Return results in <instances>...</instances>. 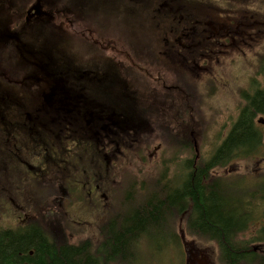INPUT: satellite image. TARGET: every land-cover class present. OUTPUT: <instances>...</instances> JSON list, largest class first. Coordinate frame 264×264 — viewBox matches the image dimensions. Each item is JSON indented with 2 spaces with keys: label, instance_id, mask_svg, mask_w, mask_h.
<instances>
[{
  "label": "flooded vegetation",
  "instance_id": "obj_1",
  "mask_svg": "<svg viewBox=\"0 0 264 264\" xmlns=\"http://www.w3.org/2000/svg\"><path fill=\"white\" fill-rule=\"evenodd\" d=\"M56 2L36 0L33 7L17 12L27 17L30 26L25 35H21L24 30L21 28L16 38L12 35L7 38L14 40L13 47L19 52L28 53H20L25 63L17 57L9 58L7 54L0 59L5 78L10 76L11 80L16 78L14 66H20V63L31 66L35 73L29 80L32 82L29 87L37 84L39 90L35 92L44 99V105L33 109H12L4 101L3 109H0V198L3 199L0 208L4 211L2 220L9 221L0 224V233L17 234L26 229H38L41 224L49 231L47 219L53 216L63 221V226L57 223L61 231L54 229V232L69 247H78L79 242L90 238L83 234L88 227L95 228L90 239L99 242L103 228L113 223L108 222L107 210L112 211L117 206L119 172L115 169L116 162L120 154L128 159L130 150L131 156L134 151L141 153L142 147L151 151V145L146 141L141 143L140 137H147L148 126L153 122L147 119V112L157 109L153 105L145 106L143 122H136L133 116L121 112L134 107L120 108L115 99L123 97L124 91L128 92L130 88L147 91L144 80L155 77H159L163 93L172 91L175 82L185 86L184 82H190L197 90V81L201 78L200 85L209 86L211 95H217L219 91L229 98L230 95L221 90L226 87L221 72L234 65L249 66L248 70L251 67L253 72L246 75L244 85L229 91L235 97L237 95L231 109H238L239 114L234 122L229 116L230 120L225 124L228 132L222 134L218 149L211 151V158L222 153L234 133L243 135L238 144L234 143L239 148L233 146L223 153L222 158L228 162L257 163L255 170L250 164L246 166L248 174L245 175L251 176L253 182L250 185L236 182L245 175L233 170L224 177L229 182L222 180L223 183L218 185L225 192L228 199L225 204L229 210L238 211L242 219H255L257 211L264 210V192L250 189L264 182V0H161L160 8L164 10L149 12L153 23L151 33L140 38L125 28L124 20L120 19L122 13L107 18V22H115L113 25H106V22L100 26L98 16L86 13L82 8L80 22L89 23L88 26L96 23L93 27L97 32L84 27L82 40L67 47L65 53L68 57L64 58L55 57L56 52L51 56L53 49L46 51L44 43L31 32L34 17H47L50 28L53 27L51 18L59 16L63 18L62 30H68L64 20L68 15L59 10ZM45 5L50 9L45 11ZM42 33L41 38L46 39L49 32L42 30ZM63 39L72 43L71 37ZM101 39L107 41L102 43ZM68 41L64 44L67 45ZM130 54L141 55V61H135ZM53 66L58 68L53 69ZM184 68L193 73L185 77L182 74ZM236 84L237 79H234L230 85ZM20 101L21 96H18L16 102ZM208 109L216 108L210 106ZM245 130L250 134L247 135ZM189 142L195 151L190 176L193 171L196 174L198 165L195 164L200 156L196 151L197 144L192 139ZM154 151L150 154L152 158L156 156ZM209 175L214 177L217 171L211 170ZM180 181L181 178L177 180V190L185 182ZM42 183H48V189L42 187ZM139 203L136 200L129 206L123 204L122 212L130 214ZM187 206L194 208L191 201ZM87 213L93 216L92 221L83 220ZM190 222L191 218L180 214L181 227ZM259 222L258 225L263 226L264 218ZM166 223L167 219H164L163 224ZM262 226L258 231L264 229ZM243 233L245 230L238 228L235 239L240 240ZM185 234L187 236V232ZM138 237L146 239V231L139 233ZM170 237L176 239L178 234L175 236L172 232ZM180 239L182 241L181 235ZM259 252L264 253V250ZM17 254L23 256L21 252ZM28 255L32 256L33 251Z\"/></svg>",
  "mask_w": 264,
  "mask_h": 264
},
{
  "label": "rangeland",
  "instance_id": "obj_2",
  "mask_svg": "<svg viewBox=\"0 0 264 264\" xmlns=\"http://www.w3.org/2000/svg\"><path fill=\"white\" fill-rule=\"evenodd\" d=\"M160 1L161 0H57L56 3L60 6L59 10L67 14L69 17V20L68 17L67 19H64L66 22L65 27L68 30H62L63 26H61V22L63 18L59 16L51 18V25L53 27L50 28V22L47 17H34L32 19L33 26L31 32L40 42L44 43L46 51L53 49L51 56L56 52L57 54H55V57L64 58L67 56L65 49L70 46L73 47V42H80L82 40L81 33L84 27L87 26L92 31L97 32L93 27V24L96 23L88 26L89 23L85 24V22H80L79 18L83 16L82 8L86 9V13H94L97 15V22L100 26H104L107 22V18L114 16L117 12L118 14L122 13L123 15L120 19L124 20L126 26L124 27L128 29L134 37L140 38L151 33V26H153V23L149 12L164 10L163 8H160V5L162 4ZM25 3H27L28 8H30L36 4V0H26ZM49 9L50 6H44L45 11ZM154 22L157 23L156 20ZM114 23V21L110 20L106 25H113ZM42 30L49 32L46 39L41 38L42 34H44L42 33ZM64 37H71L72 43L67 39H63ZM106 39L109 40V37ZM106 39H101L100 42L104 43L107 41ZM67 41L68 44L65 45L64 43ZM130 56L131 58L133 57L135 61H141L142 59L141 55L130 54ZM2 57L1 54L0 58ZM20 62L25 63V60L20 58ZM22 63H20V66H14L15 69H13V73H16V78L14 80L4 79L6 73L0 64V77L2 78V82L10 83L12 81V89L8 90L10 97L13 98L15 93L16 95L21 96L20 102L17 103L15 100L10 106L12 109H28V107L33 109L34 106L40 107L41 105H44V99L35 92L36 89L39 90L37 84L29 87L32 84L29 80L33 78L35 72L31 70V66ZM140 66L143 67V65ZM248 67L249 66L234 65L229 66L225 72H221L226 84V87H222L221 90L229 94V98H227L228 96L226 95L223 96L219 94L218 90L217 95L216 93L211 95L209 92V86L200 85L202 81L199 82V79L201 78H198L197 90L193 89L190 82H184L187 86L175 82L172 91L164 93L161 91L159 77L146 81L144 80L145 85L147 86V91L141 90L139 93H135V95L136 97L139 96L138 99H141L145 105L151 104L157 108L153 109L154 113L151 110V113L153 114L147 112V119H150L153 122L148 126L149 134H147V137H140L141 143L146 141L151 145V151L147 152V148L142 147L141 153L138 154V152L134 151V155L131 156L133 153L130 150L128 159L122 157L120 154V158L117 160L115 168L119 172L116 184L117 206L112 211L107 210L109 212V223L115 222L120 216L122 217V211H124L123 204L129 206L131 201L137 200L140 202L142 199H145L147 195L157 193L156 190H159L162 187L165 190L174 191L178 186L177 180L179 178H181V181L185 180L186 182L192 168L189 163L192 162V158H194L195 154L193 145H187L191 139L199 147L198 152L200 159L195 165L206 162L210 163L213 161V158H211V151H216L218 149L221 143V138L223 137L222 134L225 133L226 135L228 132V128L225 129V124L230 120L229 116H232L231 122H234V118L237 119L239 114L238 109H231L233 103H235L237 99V95L235 97V94L230 93L229 91L235 86L245 84L246 75L253 72L251 67L249 70ZM57 68L58 66H53V69ZM189 68L190 67H188V69ZM139 72L142 71L139 69ZM192 73V71H188L186 68L182 70V74L185 77H187V74ZM227 75L228 80L226 79ZM234 79H237V84L232 86L230 84H233ZM136 83L138 84V82ZM195 83L196 82L193 84L196 86ZM218 83L216 82V84ZM135 89L139 90L137 87H135ZM24 91H27L25 92V95ZM209 95L211 97L216 96L211 98ZM118 99L119 98L115 99V102L118 101ZM23 104H26V107L24 106L23 108ZM3 106L4 104L1 103L0 109H3ZM195 106H198L199 109H190ZM210 106H213L216 109H208ZM160 107H166V109H159ZM141 115L144 119L146 109H142ZM149 116L151 118H149ZM156 148L159 149L154 151ZM153 151L154 154H156L154 158L150 156ZM248 164L251 165V169L253 170L258 168L257 163L254 162L230 160V162H227L226 167L219 166L213 169L217 171V175L214 177L211 176V179H215L216 182L221 184L223 183L222 180L229 182V179L227 180L224 178L227 173H230L229 171L238 170L241 174H248L246 167ZM262 167L264 168V165H262ZM248 169L250 170V167ZM58 175L62 176V174ZM262 180H264V177ZM240 181L249 185L253 182L249 175L236 179V182ZM47 184L42 183V187L48 189ZM36 188L38 189L39 187L37 186ZM252 188H257L258 191H263L264 182L259 185L251 186L250 189ZM47 197L48 196L46 195V198ZM0 202H3V199L0 198ZM47 205L48 203L46 202V206ZM116 211H118L117 218L115 217ZM261 211L262 210L257 211L258 217L260 216ZM3 217L4 211L0 208V224L4 225V223H9L8 220H2ZM92 219H94L93 216L87 213L83 220L92 221ZM260 220L261 218H255L249 221V227L246 228V232L243 233L244 235L242 234L243 236H240V242L244 243L256 238V232L262 226V224L258 225ZM170 222L171 218L168 219V224H163L158 228H152L149 224L148 230H146V239L148 240V243L146 245L144 256H142V258L148 259H141L139 262H135V264H222L219 260L218 246L213 242L203 243L198 240L194 241L189 234L186 236L185 225L182 227L180 226L179 217H176L175 221L172 223L171 227L174 230H172V228L170 229L173 231V235L176 236V234H178V238L176 237L178 240L177 246L173 245L169 250L166 249V244L171 241V233L167 228ZM59 223L63 226V221L59 220ZM56 226L60 232V226L58 224H56ZM108 227L109 226L103 228L102 239H99L100 242L106 239L105 237L107 236ZM37 228L45 230L46 227L41 224ZM93 229L95 228L88 227L87 230L83 232V234H86L84 236L93 238ZM180 235L182 236V241ZM90 238H86L87 240L79 243L88 242L93 246L100 243L97 242V240ZM141 239L144 241V238ZM252 245L253 244L250 246ZM158 246H162L163 250L157 251ZM254 246H256L257 249L264 250V243L259 245L254 244L253 247ZM187 254H189V259Z\"/></svg>",
  "mask_w": 264,
  "mask_h": 264
},
{
  "label": "trees",
  "instance_id": "obj_3",
  "mask_svg": "<svg viewBox=\"0 0 264 264\" xmlns=\"http://www.w3.org/2000/svg\"><path fill=\"white\" fill-rule=\"evenodd\" d=\"M25 1L0 0V57L1 54L2 56L7 54L9 58H20L21 54H28L15 49L14 40L7 38L10 35L16 38L21 28L24 29L21 35H25V30L28 31L30 25L27 23V17L17 14V12L26 11L28 4ZM34 45L38 46V44ZM5 79L11 80L10 76ZM11 84L12 81L3 83L0 77V104L4 101L10 105L18 99L16 93L13 98L9 93L3 94L12 89ZM25 92L27 91H24V95ZM124 92L123 97L118 99L120 108L129 106L134 109L121 112L124 115L133 116L136 122H142V109L151 104L145 105L141 99H138L139 96L136 97L135 93H139L137 89L130 88L128 92ZM127 98L133 102L132 105ZM239 123L240 121L236 125V130L234 129L236 132L239 130ZM246 132H248L247 135L250 134V131ZM235 134L222 148V153L217 155L212 162L200 163L197 166L196 174L193 171L181 189L167 191L162 187L156 190L157 193L147 195L134 211L130 214L123 213L117 225L113 222L108 227L106 239L99 241L97 245L93 246L86 242L78 243V247H69L61 236L54 232L59 219L50 216L47 219L49 220L47 227L49 231L46 228L45 230L39 228L41 230L26 229L17 234L0 233V264H135L141 259H148L142 258L148 240L143 241L138 234L148 230L149 224L152 228H158L163 225L164 219H167L166 224H168L169 218L171 222L167 228L172 233L174 230L171 227L172 223L176 217L180 219V214L187 215L188 219L191 218L190 224L185 225L187 235L196 238L199 242H213L218 246L219 260L222 264H264V253H260V249L256 246L253 247L254 244L264 243V229L256 232V238L253 240L243 243L235 239V231L238 228L246 230L251 220L242 219L238 211L234 212L232 208L231 210L227 208L225 203L228 199L225 192H222L219 183L211 179L209 175L211 170L227 165L228 160L222 158L223 153L235 146L234 143L238 144L243 136L239 133ZM187 145H190V142ZM233 148L238 149L239 147ZM190 201L194 205L192 209L187 206ZM175 206L177 208H174ZM45 217L43 216L44 219ZM255 218H264V210L261 211L259 217L257 215ZM262 227L264 228V225ZM177 243V238L171 239L170 243L166 244V249L169 250L173 245L177 246ZM251 244L253 245L250 246ZM161 250L163 247L158 246L157 251ZM30 251H33L32 256L28 255ZM18 252H21L23 256L18 257Z\"/></svg>",
  "mask_w": 264,
  "mask_h": 264
},
{
  "label": "water",
  "instance_id": "obj_4",
  "mask_svg": "<svg viewBox=\"0 0 264 264\" xmlns=\"http://www.w3.org/2000/svg\"><path fill=\"white\" fill-rule=\"evenodd\" d=\"M196 151L198 152L197 146H196Z\"/></svg>",
  "mask_w": 264,
  "mask_h": 264
},
{
  "label": "bare ground",
  "instance_id": "obj_5",
  "mask_svg": "<svg viewBox=\"0 0 264 264\" xmlns=\"http://www.w3.org/2000/svg\"><path fill=\"white\" fill-rule=\"evenodd\" d=\"M11 47V46H10ZM10 49V48H9ZM3 56H5V55H3Z\"/></svg>",
  "mask_w": 264,
  "mask_h": 264
}]
</instances>
